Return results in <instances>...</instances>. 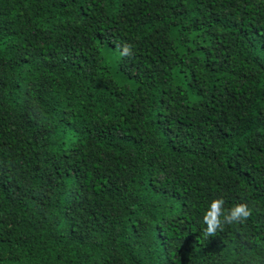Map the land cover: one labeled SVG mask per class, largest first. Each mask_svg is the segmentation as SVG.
<instances>
[{
	"label": "trees",
	"instance_id": "trees-1",
	"mask_svg": "<svg viewBox=\"0 0 264 264\" xmlns=\"http://www.w3.org/2000/svg\"><path fill=\"white\" fill-rule=\"evenodd\" d=\"M0 264H264V0H0Z\"/></svg>",
	"mask_w": 264,
	"mask_h": 264
},
{
	"label": "clouds",
	"instance_id": "clouds-1",
	"mask_svg": "<svg viewBox=\"0 0 264 264\" xmlns=\"http://www.w3.org/2000/svg\"><path fill=\"white\" fill-rule=\"evenodd\" d=\"M131 46L124 44L120 55H130ZM251 214L249 205L244 201H237L226 206L222 196L208 199L202 211L203 235L208 238L216 235L226 224H238L247 219Z\"/></svg>",
	"mask_w": 264,
	"mask_h": 264
}]
</instances>
